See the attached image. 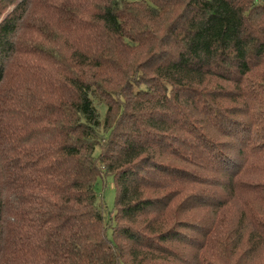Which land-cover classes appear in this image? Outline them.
<instances>
[{"label":"trees","instance_id":"trees-1","mask_svg":"<svg viewBox=\"0 0 264 264\" xmlns=\"http://www.w3.org/2000/svg\"><path fill=\"white\" fill-rule=\"evenodd\" d=\"M12 5L0 264H264V3L0 0V16Z\"/></svg>","mask_w":264,"mask_h":264},{"label":"rangeland","instance_id":"rangeland-1","mask_svg":"<svg viewBox=\"0 0 264 264\" xmlns=\"http://www.w3.org/2000/svg\"><path fill=\"white\" fill-rule=\"evenodd\" d=\"M259 3H264L262 2V0H258ZM13 7L10 6L9 9H6L2 15L0 16V21L6 16V14L11 10V8ZM258 72H264V68H257ZM257 81V80H256ZM253 111H257L256 109H253ZM184 167H187V166H184ZM187 169H189V167H187ZM257 178V175L255 173H252V174H246V175H243L240 177V183L241 185L243 186V190L241 192L238 191V195H241L242 197H244L246 200L247 199H251L252 197V192L250 191H257V193H259L261 195V193L259 192V190H256L255 188H252L250 187L249 185H245V183H250V182H257L256 180ZM188 188V189H187ZM186 188V190L188 192L190 191H195V186L193 185H190ZM203 189L206 188V186H202ZM222 190V189H221ZM96 192L100 198V200L103 201L105 207H106V210L108 212H113L114 209H115V201H116V186H115V183H114V179H113V176H107L106 174L103 175V178L100 177L97 184H96ZM229 190H228V187L225 188V190H222V194L221 196L225 197V196H228L229 195ZM263 195V194H262ZM193 197H190V200L192 199ZM254 200H252V203H253ZM232 209V207H231ZM229 209L228 210V213L229 211L231 210ZM235 209V208H234ZM233 210V209H232ZM235 212L233 211V216H234ZM108 217H111V215L113 214H108ZM106 217V220H107V225L109 226H112L113 225V221ZM197 217L199 218L200 220V225H204L206 222L205 218L208 217L207 215H205V213L203 212V210H200L199 213L197 214ZM188 233L191 232V230H186ZM197 230L194 229L193 230V233L191 234L192 238L194 237H197ZM198 238V237H197ZM200 239V238H198Z\"/></svg>","mask_w":264,"mask_h":264}]
</instances>
